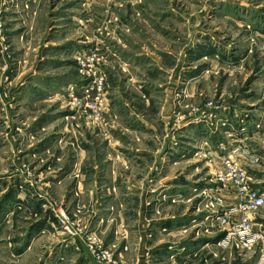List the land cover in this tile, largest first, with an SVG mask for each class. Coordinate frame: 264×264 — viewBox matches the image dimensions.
<instances>
[{"label":"rangeland","instance_id":"1","mask_svg":"<svg viewBox=\"0 0 264 264\" xmlns=\"http://www.w3.org/2000/svg\"><path fill=\"white\" fill-rule=\"evenodd\" d=\"M227 157L264 195V0H0V264H264Z\"/></svg>","mask_w":264,"mask_h":264},{"label":"built area","instance_id":"2","mask_svg":"<svg viewBox=\"0 0 264 264\" xmlns=\"http://www.w3.org/2000/svg\"><path fill=\"white\" fill-rule=\"evenodd\" d=\"M223 166L222 181L238 187L243 198L239 206L227 210L224 216V224L230 228L228 237L230 240L237 239L241 245L245 246V249L253 248L259 240L264 241L256 234L252 226L256 215L264 208V195L250 189L246 172L231 158L227 157Z\"/></svg>","mask_w":264,"mask_h":264},{"label":"crops","instance_id":"3","mask_svg":"<svg viewBox=\"0 0 264 264\" xmlns=\"http://www.w3.org/2000/svg\"><path fill=\"white\" fill-rule=\"evenodd\" d=\"M253 123V122H252ZM252 125V124H251ZM239 129H241V126H239ZM239 129L237 130V132L236 133H239L240 134V131H239ZM249 131V129L247 128V126H245V129H244V133L245 134H247V135H243V136H245V137H251V136H253V135H255L254 133H258V132H256L255 130H252V132H251V130H250V132L249 133H247ZM225 140H228V139H225ZM225 144H226V142H225ZM227 144H228V142H227ZM230 144V143H229ZM238 157H240V158H244V160H243V162L244 163H246V164H248V165H255L257 162H254V159H256L257 158V156H255L254 154H252L251 153V151H249V150H247V155H238ZM258 159V158H257ZM258 192H260V190H257ZM261 193V192H260Z\"/></svg>","mask_w":264,"mask_h":264}]
</instances>
